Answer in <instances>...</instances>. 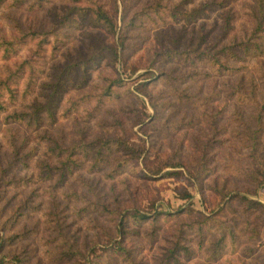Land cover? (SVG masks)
Segmentation results:
<instances>
[{
	"label": "rangeland",
	"instance_id": "1",
	"mask_svg": "<svg viewBox=\"0 0 264 264\" xmlns=\"http://www.w3.org/2000/svg\"><path fill=\"white\" fill-rule=\"evenodd\" d=\"M96 4L112 16L115 33L93 23L89 9L85 17L73 14L78 24L53 23L54 17L71 7ZM219 12L190 22L177 21V0L0 2V36L47 33L46 41L24 36L15 51L0 46L4 91L0 98H8L3 87L6 77L18 96L16 105L7 101L0 110L2 161L9 160L17 147L28 154L35 168V159L43 156L47 146L43 147L46 137L40 134L56 146L48 151L53 166L58 160L74 163L61 182L57 181L60 172L53 168L43 182L29 173L25 184L11 181L0 186V192L13 194V205H20L15 224L8 222L4 227L7 233L18 231L22 237L10 241L6 252L20 251L25 264H72L82 259L63 253L65 237L71 236L85 242L80 249L94 264H177V256L185 264H264V208L244 212L237 201H226L220 192L224 187L253 188L240 168L252 162L249 143L254 134L256 152L264 158V120L259 125L255 119L258 107L253 101L237 91L229 93L225 73L205 68L208 75L195 74L200 64H192L183 54L177 57V50L188 47L187 41L190 47L221 44ZM200 29L206 32L203 43L195 36ZM115 48L116 56L110 55ZM260 58L264 60L263 55ZM245 70L240 69V74ZM115 77H121L122 83L105 92ZM247 77L244 74L241 81L245 88ZM259 98L264 110V98ZM15 106L37 107L39 126L7 123L4 115ZM74 144L79 146L72 151ZM35 145L39 146L31 154ZM168 161L180 165H166ZM16 166L21 165L13 160L4 178L32 171L26 165ZM156 168L161 170L150 171ZM166 170L178 172L164 175ZM33 182L41 184L26 201V184ZM184 191L191 197L183 196ZM251 195L264 204V187ZM106 206L151 212L145 220L129 221L124 233L129 257L103 255L93 246L105 244L116 234L115 215L104 210ZM155 210L162 211L155 214ZM207 215L215 220L203 230L206 247L215 246L222 230L226 233L217 260L206 258L210 249L198 248V235L187 227L188 222ZM223 224L231 225L234 234ZM181 246L193 254L185 255ZM249 246L253 251H248Z\"/></svg>",
	"mask_w": 264,
	"mask_h": 264
},
{
	"label": "trees",
	"instance_id": "2",
	"mask_svg": "<svg viewBox=\"0 0 264 264\" xmlns=\"http://www.w3.org/2000/svg\"><path fill=\"white\" fill-rule=\"evenodd\" d=\"M1 1L2 0H0V2ZM88 9L91 12V20L93 23L101 24L108 31L115 33V23L112 16L100 4H96L88 8L83 6L71 7L68 12L54 17L53 23L55 25L78 24V17H75L73 14L77 12L80 16L83 15V17H85ZM214 10L220 11L218 16L221 30L218 38H220L221 44L216 47L214 44L201 46L194 43V47H190L193 45H190V41H187L186 46L188 47L185 48V50H177V57L178 55L180 56L183 54L185 55L184 58L186 59L187 57L190 59L192 64H200L202 68L194 72L195 74L203 72L205 75H208L210 69H213L217 74L225 73V81L228 83L229 93L233 94V91H237L239 96L253 101L258 107L254 117L260 125V123L264 120V110H262L263 106L262 104H259L257 98H259V96L264 98V65H262L264 60L260 58L262 55L264 56V0H177V21L180 19L184 21L197 22L198 20L207 17L208 14ZM200 26H204V23L202 22ZM205 33L206 32L202 29L196 32L195 36H197L198 43H203ZM42 34H44V36H41ZM46 34V32L36 30L33 32L22 33L18 36H12L9 39L0 36V46H3L4 50L15 51L19 43L24 40V36L35 35L36 37H41L40 41H46ZM223 39L224 41H222ZM192 40L193 38L191 41ZM117 53L118 52L115 48L110 55L116 56ZM253 60L255 63L251 65L250 62ZM205 68L209 70H204ZM245 68V72L240 74L239 70ZM244 74H248L247 88H245L244 85L242 86L241 83ZM234 76L235 78L233 82L232 77ZM122 80L123 79L121 77L110 79L105 86V92L108 93L112 91L113 85H119L122 83ZM4 83L3 87L7 89L6 90L4 88L7 92L6 96H8V98H0V110L6 108L5 104H7V101L15 103L18 98L17 92L10 86L7 77ZM238 87H240V89H238ZM3 93V88L0 86V96L4 95ZM36 109L33 107L32 110H28L20 106H15L6 112L4 119L7 123L26 125H31L33 123L35 126H39L41 121L38 117V111ZM257 131L258 130H255L253 133ZM37 136L46 137L43 147L47 145L44 152L41 153L43 156L35 159V168L37 170L35 168H31L30 159L27 158L28 154L19 152L17 147L13 148L12 157L6 162H3L1 158L2 143L0 140V186L5 183L9 184L11 181H21L22 184H25V181L27 182L28 180L27 178L29 173V176H33L34 174L35 178L43 182L45 180L43 177H48L53 168L58 170L61 174L57 181H63L66 172L74 165L73 160L72 162H68L69 160H58V165L53 166L51 164V160L49 159L48 151L52 150V148L56 146H51L49 144V138L46 135L37 134ZM122 140L123 139L119 138L117 141L122 142ZM37 141L38 144L41 143V140L37 139ZM38 146L39 145L33 146L30 153L35 154ZM78 146V144L72 145L71 150L75 151ZM57 147L59 149L61 148L59 144H57ZM257 149V135L254 134L251 136V141L249 143V154L252 156V162H250V165L247 167L245 166V168H240L241 172L246 176V179H248V183L253 185V188L243 186L241 189L233 188L232 190L231 188L224 187L220 190L221 196L227 198L226 201H237V203L241 206V210L244 212L258 211L261 208H264V204L251 195L252 193H256L258 188L264 187V158H262L260 153L256 152ZM13 160L15 161V165H21L18 167H24V165H26L29 166V170L32 171L27 172L25 176L18 178H4L6 177V171L9 169L8 167L12 166ZM166 165L177 166L180 164L178 161H168L166 162ZM204 168L205 166L196 172V178H198V175L202 172V170H204ZM160 170L161 168H156L150 171L152 173H158ZM177 172V170H166L163 173L164 175H171L177 174ZM141 173V175H147L144 172ZM41 182L39 184L33 182L31 186L30 184H26V186L29 187V192L25 196L26 201L29 195L37 189L36 187L40 186ZM12 195L13 194H8L5 190L0 192V219L2 214H6L2 223L0 221V264H25L24 261L26 257L22 255L20 251H13L11 253L5 251V248L10 241L22 237V234L18 231L7 233L4 227L8 222L10 223L9 225L13 226L15 221H17V216L20 214V205H13L15 202L11 200ZM182 195L185 197H191V194L188 191H184ZM26 201L22 204L25 205ZM187 209L192 210L191 207ZM104 210L110 211L115 215L116 234L110 237L105 244L97 242L96 244H93V246H97L103 255H107L109 253H119L129 257V250L124 243V233L127 230L129 221L133 220V222H139L145 220L149 217L151 212H142L137 207L108 208L106 206ZM161 211L162 210H155L154 212L157 214ZM210 220H215L213 215H207L198 221H191L187 223V227L198 235V248L204 249L206 247L203 244V230L209 226ZM221 227L226 228L228 233H231V235L234 234L231 225L223 224ZM178 229L181 232L184 230L183 227H178ZM251 231L254 232L255 229L251 228ZM249 235L253 234L250 233ZM219 236L220 237L216 240L217 242H215V246L206 247L207 250L210 249L209 253L206 254V258L217 260L221 257V249L224 245L222 241L226 236L225 231L222 230V233ZM178 243L179 242H177V244ZM80 245H85V242H80L79 240L76 241V239L71 236L65 237V249L63 250L64 255L68 257L76 256L78 259H82L75 260L72 264H94V260L89 258L86 253H83L80 249ZM181 248H183L185 255L189 256V254H193V250L190 249L192 252L188 251L189 248H187V246H181ZM248 251H253L252 246L248 247ZM130 264H134V262H130ZM177 264L185 263H182L180 257L178 258L177 256Z\"/></svg>",
	"mask_w": 264,
	"mask_h": 264
}]
</instances>
